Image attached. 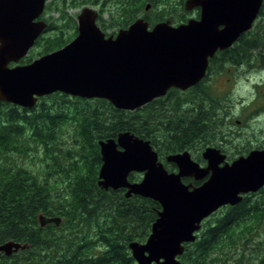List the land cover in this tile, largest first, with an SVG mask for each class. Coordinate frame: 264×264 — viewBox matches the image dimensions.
I'll return each instance as SVG.
<instances>
[{
    "label": "trees",
    "instance_id": "trees-1",
    "mask_svg": "<svg viewBox=\"0 0 264 264\" xmlns=\"http://www.w3.org/2000/svg\"><path fill=\"white\" fill-rule=\"evenodd\" d=\"M183 1L50 0L42 17L50 11L57 16L45 18L44 34L19 63L27 64L35 56L58 49L77 34L70 8L99 7L97 22L104 32L112 29L106 32L110 35L138 17L151 26L162 20L186 22L189 17ZM104 12L108 20L102 19ZM229 49L238 62L259 64L257 59L264 53V0L252 28ZM199 93L198 89L172 87L134 110L117 109L103 98L85 99L58 91L38 97L31 108L0 101V244L9 239L27 244L9 256L0 252V264H136L128 245L146 240L161 207L150 198L126 196L122 188L105 190L97 184L101 164L98 141L115 138L122 131L132 132L149 140L164 167L172 171L174 165L166 162L167 154L191 151L203 143ZM210 94L205 87L209 112L205 132L219 131L229 107L227 99L215 101ZM69 127L70 140L63 141ZM204 143L213 144V139L207 137ZM36 147L43 149L48 160L44 177L15 161L16 156ZM198 157L195 160L199 161ZM128 178L137 181L141 174L131 172ZM185 182L200 183L192 179ZM39 214L61 220L40 226ZM261 220L264 186L204 219L195 240L184 243L180 264H225L237 240L241 247L235 252L244 255L247 264H264V253L259 255L245 239Z\"/></svg>",
    "mask_w": 264,
    "mask_h": 264
},
{
    "label": "water",
    "instance_id": "water-1",
    "mask_svg": "<svg viewBox=\"0 0 264 264\" xmlns=\"http://www.w3.org/2000/svg\"><path fill=\"white\" fill-rule=\"evenodd\" d=\"M47 0H0V101L31 108L38 97L62 92L80 98H103L115 108L134 110L166 94L200 81L208 57L225 49L250 30L263 0H185L199 18L174 25L152 26L143 17L106 35L97 24L98 12L85 6L77 14V34L62 47L27 64V55L46 27L41 19ZM149 8L146 5L145 10ZM13 63L14 65H10ZM101 164L97 184L125 190L160 204L161 209L144 242L128 247L136 264H180L184 243L195 240L201 223L224 205L238 204L243 195L264 186V150H251L231 163L218 148L202 151L206 166L188 150L166 155L177 172L168 171L149 140L129 131L98 141ZM224 162V163H223ZM223 163L222 165H220ZM131 172L141 173L130 181ZM206 180L197 186L182 178ZM60 217L38 215L40 226L59 224ZM27 247L9 239L0 252L9 256Z\"/></svg>",
    "mask_w": 264,
    "mask_h": 264
},
{
    "label": "rangeland",
    "instance_id": "rangeland-1",
    "mask_svg": "<svg viewBox=\"0 0 264 264\" xmlns=\"http://www.w3.org/2000/svg\"><path fill=\"white\" fill-rule=\"evenodd\" d=\"M184 1H183V7H184ZM49 2H50V0H47L45 3V6ZM85 6L94 7L97 11L99 8L97 6L84 5V6L79 7V8H70V9H68V12L70 14H74L75 19H76L77 14ZM44 11H45V7L43 10V13H44ZM194 11L195 10H193V9L189 10V11L185 10V13H188L187 17L191 18V17L195 16V14H196ZM42 14H41V19H43L44 21H45V18H50V17L55 18L57 16V13H55L54 11H50L48 14H45L44 17H42ZM101 17L103 20H108V14L106 12L102 13ZM97 24H98V22H97ZM76 25H77V20H76ZM110 31H112V29L106 30V32H110ZM43 32H45V31H43ZM42 34H44V33H42ZM30 49H29V51H30ZM260 56H261V54L259 55V58L257 59L259 64L258 63L253 64L254 65L253 67L255 68L254 72L249 71V73L246 74L248 76V78H246L244 74H241V75L234 74L233 75V74L228 73V72H222L221 74H219L216 77V79H217L216 83H217V86L220 87V89H222V87H223L222 83H223L224 79L226 77H228L230 79V88L231 89L228 92H226V90H224V91L217 90V92H215V91H211V89L209 88V90L211 92L210 96H218V98L228 99L226 101L229 102L230 110L231 109L233 110L234 115L238 119L243 120L244 116L251 113L252 119L250 120V123L252 124V128L255 129L257 132L258 131L260 132L261 127L264 126V111L261 112L262 107H264V85L254 84V83H256V81H262V82L264 81V71L255 72L256 68H258L259 66L264 64V53H263V58H261ZM37 57H39V56H35L33 59H35ZM18 64H20V63L18 62ZM90 99H93V98H90ZM200 100H201V98H200ZM238 100H240V101H238ZM228 102H227V105H228ZM204 110L207 112L206 115L208 116L209 112L207 111L206 106H205ZM218 114H221V112H218ZM224 117H225V115H224ZM227 118L229 119V117H227ZM233 118H234V116H233ZM241 123H240V127H239V125H237V127L232 126V129L235 128V129L239 130V128H241V131H243L245 125H244V123H242V124ZM228 126H230V125L226 124L225 129ZM71 131H72V128L69 127V132L65 133V135L63 136V141H69L70 140ZM205 131H206V129H205ZM218 133L221 134L223 136L222 138H225V140L227 141L225 143L224 142H221V143H222V146L224 147V153L227 155L228 161H232L241 155L246 156L245 154L248 151L245 149L244 150L237 149V146H233L232 143H230V141H228V136L226 135V133L224 131L220 132V131L216 130V131L211 132V130H208L207 132H205L204 137L205 138L209 137L210 139H213V143H214V136L217 135ZM202 134H204V133H202ZM220 138H221V136L218 135L217 139H220ZM250 138L252 139V141L251 140L247 141V144H249L250 146H252V145L255 146L257 144L262 145L263 149H264V134H258L256 136V138L255 137H250ZM203 148H204V146L202 145V143H199V147L197 149H192L191 151H189L191 154V157L193 159H195L196 155H199V157H200L201 151L203 150ZM254 149H257V148H254ZM199 157H198V159H199ZM15 161L17 164H21L22 166L28 168L29 170L37 173V175H39L40 177L45 176V168L47 167V161L48 160L45 161L43 149L41 147L32 148L31 150L28 151V154H26V155L20 154V155L16 156ZM237 232H240V230H237ZM249 232H251V233H247L246 237H245V239L249 240L248 242L246 241L247 244L250 247L256 248L258 254L261 255L262 252L264 253V220H261L259 223L254 224L253 228ZM240 247H241V241L237 240V247L234 251H230L232 253V255L224 260L225 264H247V259L245 258V256L240 255L239 252H235ZM246 254L249 255V250H246Z\"/></svg>",
    "mask_w": 264,
    "mask_h": 264
},
{
    "label": "flooded vegetation",
    "instance_id": "flooded-vegetation-1",
    "mask_svg": "<svg viewBox=\"0 0 264 264\" xmlns=\"http://www.w3.org/2000/svg\"><path fill=\"white\" fill-rule=\"evenodd\" d=\"M193 10H195L194 12L196 14L192 18H196V19L199 18V16H200L199 15L200 14L199 8H193ZM181 23H183V22H181ZM232 45H233V43H232ZM231 46H229V47H227L225 49H218L217 51H215V53L211 57H208V63H207V67H206V72H205L204 77L200 81H198L195 85H193V86H191V87H189V88H187L185 90H180L179 89L180 91L198 89V92H202V93H199V97L201 98V100H200L201 101V106L203 107L202 110H201V113H202L201 114V127H202V133H204V134H202V142H203L202 145L204 144L203 145L204 146L203 150L205 148H207V147L218 148L221 151V153H223L225 155V161L228 162V163H231L233 160L232 161H228L227 155L224 153V147L222 146L221 142L225 143L227 141L225 140V138H222L223 136L221 134L218 133L217 135L214 136V143L213 144L211 143V144L205 145V143H204L205 139H206L204 137L205 129H207L206 111L204 110V108L206 106L204 88L205 87H209L211 89V91H215V92H217V90H220V91L226 90V92H228L231 89L230 88V79L228 77H226L224 79L223 83H222L223 87H222V89H220V87H218L217 83H216V81H217L216 77L219 74H221L222 72H228V73H231L233 75L234 74H237V75L238 74L239 75L244 74L245 77L248 78V76L246 74L249 73V71L254 72L255 68L253 67V65H252V63L250 61L242 60V61L238 62L236 58L233 59V57H232L233 55H231L230 49H229ZM259 71H264V64L259 66L258 68H256L255 72H259ZM254 84H256V85H264V81L263 82L262 81H256V83H254ZM211 98L215 99V101H216L218 99V96H211ZM238 101H240V100H238ZM263 111H264V107H262V111L261 112H263ZM224 115H225V117H224L225 119L223 118L220 121L221 127L219 128V131L220 132L224 131L226 133V135L228 136V141H230V143H232L233 146H237V149H242V150L245 149V150H247L248 152L245 155H247L251 150H254V148L263 149L262 145H258L257 144L255 146L254 145L250 146L249 144H247V141H249V140L252 141V139L250 137H255L256 138V136L258 134H264V126L261 127L260 132L259 131L257 132L255 129L252 128V124L250 123V120L252 119L251 113L246 115V116H244L243 120L238 119L234 115L233 110L232 109L230 110V105H229V107L227 109V112ZM233 116H234V118H233ZM227 117H229V119ZM241 122L244 123V125H245L243 131H241V128H239V130H237L235 128L232 129V126L237 127V125H239V127H240V123ZM226 124H229L230 126H228L225 129V125ZM218 135L221 136L220 139H217ZM202 151H201V153H202ZM198 163L200 164L201 167H204L207 164V161L202 157V154L199 157ZM223 163H221L220 165H222ZM169 164H173L174 166H173L172 171L177 172L175 164L171 163V162H169ZM139 174H141V173H139ZM141 176H142V174H141ZM207 177H208V175L206 177H204L202 180H199L198 182H200V183L203 182L204 180L207 179ZM185 179L194 180L193 178H190V177L182 178V181L184 183H186V184L187 183H191V182H185ZM192 185L193 186H197V185H194V184H192ZM248 194H252V193H247L245 195H248ZM245 195H243V197ZM224 206H227V205H224Z\"/></svg>",
    "mask_w": 264,
    "mask_h": 264
},
{
    "label": "bare ground",
    "instance_id": "bare-ground-1",
    "mask_svg": "<svg viewBox=\"0 0 264 264\" xmlns=\"http://www.w3.org/2000/svg\"><path fill=\"white\" fill-rule=\"evenodd\" d=\"M260 10V9H259ZM258 14H259V12H258ZM167 162V161H166ZM169 163V162H168Z\"/></svg>",
    "mask_w": 264,
    "mask_h": 264
}]
</instances>
